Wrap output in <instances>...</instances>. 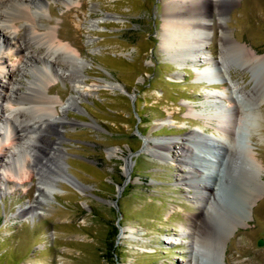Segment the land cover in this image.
<instances>
[{"label":"rangeland","instance_id":"1","mask_svg":"<svg viewBox=\"0 0 264 264\" xmlns=\"http://www.w3.org/2000/svg\"><path fill=\"white\" fill-rule=\"evenodd\" d=\"M72 1L45 0L41 18L85 64L80 85L60 77L48 84V94L61 100L58 111L66 110L61 162L69 179L50 182L46 168L41 178L51 184L37 204L38 188L46 186L40 175H32L30 167L19 174L5 171L9 159L0 153V264H264V102L249 96H264V64L246 65L238 51L243 43L264 54V0H220L208 15L205 46L211 54L206 56L213 63L182 60L178 65L161 40L164 12L175 0ZM4 56L10 69L21 70L15 78L22 87L25 69L15 55ZM219 64L231 78L210 88L233 94L238 109L249 112L235 124V134L247 129L250 140L237 139L223 165L212 167L214 141L208 138L221 137L218 122L208 114L234 106L229 98L206 97V83L196 80V70ZM7 78L0 75L3 83ZM71 97L75 103L68 101ZM193 110L201 115H192ZM186 135L197 153L190 161L214 177L191 169L192 179L184 180L191 166L176 153ZM47 137L58 134L49 130ZM164 140L173 141L171 153L160 152ZM5 142L1 136L0 143ZM203 156L207 163L199 162ZM219 174L228 198L219 199L213 190L205 214L211 225L207 239L196 238L187 228L202 206L194 191L206 183L218 188ZM249 196L256 198L250 210Z\"/></svg>","mask_w":264,"mask_h":264},{"label":"bare ground","instance_id":"2","mask_svg":"<svg viewBox=\"0 0 264 264\" xmlns=\"http://www.w3.org/2000/svg\"><path fill=\"white\" fill-rule=\"evenodd\" d=\"M63 1L67 5L74 3L72 0ZM219 2L220 0H175L166 8L161 40L168 57L175 64H181L182 60H192L196 64L213 63V58L209 55L206 56V54L211 53L207 51L205 43L206 34L211 28V23L208 21L209 11L213 6L216 8ZM44 3L45 0H0V75L8 76L5 83L0 79V101L8 106L6 109L0 103V137L2 136L7 141L5 144L0 143V153H5L9 159V162L3 165L5 171L19 174L25 167H30L33 171L32 175L37 173L41 178L43 171L48 168L52 172L49 180L52 182L56 181L59 176L69 179V175L64 172L63 162H61L63 153L61 148L62 128L67 117L64 108L62 112L57 109V103H60L61 100L48 94L50 91L48 84L51 80L59 77L64 80L70 79L76 85L82 83L81 77L84 75L85 64L78 50L69 42L62 40L55 27L41 24V18L47 12ZM21 32H23L22 35H20ZM223 34L225 36V33ZM226 42L227 38L223 37L222 47H226ZM238 51L244 64L250 65L255 62L264 64V54H257L249 46L239 43ZM5 52L15 55L18 64H21L25 69L24 76L27 77V82L22 87L17 86L18 81L15 78V75L21 70L18 66L14 69L9 68L6 62L7 57L4 56ZM65 57L67 58L64 64L63 59ZM221 58L224 59L223 56ZM219 66L218 68L205 66L196 70V80H204L206 83V86L203 87L206 91V97L229 98L230 104L234 106V108H229L227 105H223L221 108H216L215 114H208L209 118L216 119L218 122L216 130L221 137L219 140L208 138L214 141L211 143V147L214 148L212 150L214 158L212 159L214 162L211 164L212 167L214 164L219 165V167L223 165L224 159L230 153V145H235L238 136L241 135L240 132V134H235V124L238 120L250 116L247 110H240L241 108L237 107L238 103H236L237 100L235 101L233 94L229 96L228 93L225 94L224 91L216 87L210 88L215 85L228 84L227 78H231L230 74L229 77L224 76L222 74L223 69ZM207 70V76L202 77L201 74ZM76 94L83 96V92L80 90H77ZM248 94L250 93L248 92ZM255 95L253 97L252 92L249 96L256 99L255 101L264 102V96L261 93L257 92ZM68 101L75 103L76 98L71 97ZM191 113L196 117L201 115V112L197 110H193ZM2 124L6 125V129L2 127ZM49 130L56 132L58 138L49 139L47 137ZM192 133L200 142L205 141L203 136L196 134L195 130H192ZM189 139V135L180 138V154L176 151L177 155H182L187 159V161L183 160L184 165L191 166L184 172V180L192 179L191 173L193 172L191 169L198 173L201 172L198 174L200 176L214 177L207 171H201L195 162L190 161L194 159V155L197 156V153L195 154L186 144ZM158 148L161 150L160 152L171 153L172 148L175 147L173 141L164 140L160 142ZM250 153L249 163L253 164L255 157L252 152ZM203 159L206 157L200 158L199 162H206ZM200 165L202 166V164ZM220 174L219 178L218 176L214 178L215 186L218 184L220 186L223 177V174ZM41 180L46 186L38 188L40 196L36 198L37 204L43 203L42 197L45 195L46 187L51 184L43 178ZM210 185V183L202 184V186L200 184V190L194 191V197L202 203V206L198 207L199 209L194 213L193 219L188 220L187 228L188 231L196 235V238L207 239L206 230L211 226L205 214L210 211V198H212L213 190L217 189L219 194V187ZM204 193H208V198L204 197ZM32 209L30 207L24 209L23 212H30ZM198 241L196 240V243Z\"/></svg>","mask_w":264,"mask_h":264},{"label":"water","instance_id":"3","mask_svg":"<svg viewBox=\"0 0 264 264\" xmlns=\"http://www.w3.org/2000/svg\"><path fill=\"white\" fill-rule=\"evenodd\" d=\"M239 132L241 133V135L238 136V140H240L241 143L246 142L248 138L250 140V137L248 135L249 134V131L247 129H245L244 131L242 129ZM218 191H219V194H218L219 199H227L228 198L226 196L227 194L223 191V189L221 187V183H220V186H219V190ZM255 200H256V198H254V200H253L252 197L249 196V210L251 209L252 205L255 203ZM258 243L259 244H262L263 243V240L260 238L258 240Z\"/></svg>","mask_w":264,"mask_h":264}]
</instances>
